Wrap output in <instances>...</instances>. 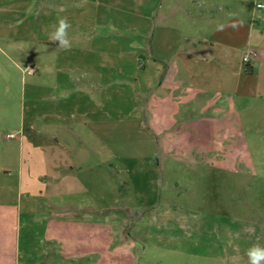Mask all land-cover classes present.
<instances>
[{
  "label": "crops",
  "instance_id": "crops-1",
  "mask_svg": "<svg viewBox=\"0 0 264 264\" xmlns=\"http://www.w3.org/2000/svg\"><path fill=\"white\" fill-rule=\"evenodd\" d=\"M171 1L135 0L127 20L109 0H0V54L26 60L18 109L0 102V264L33 263L29 223L21 222L32 203L45 213L53 205L54 222L92 220L104 207L95 203V171L110 176L113 161L125 170L148 161L156 172L160 157L170 163L184 154L212 160L220 146L190 140L212 141L223 121L229 135L236 132L234 110L245 99L258 102L242 111L246 122L264 120V27L247 31L237 48L236 25L201 43L185 26L180 49L167 12L153 11ZM61 16L72 26L68 51L49 38ZM111 122L151 148L113 151Z\"/></svg>",
  "mask_w": 264,
  "mask_h": 264
},
{
  "label": "rangeland",
  "instance_id": "rangeland-1",
  "mask_svg": "<svg viewBox=\"0 0 264 264\" xmlns=\"http://www.w3.org/2000/svg\"><path fill=\"white\" fill-rule=\"evenodd\" d=\"M118 2L109 0L111 11L113 4L119 5L127 20L133 18L135 0ZM153 11L167 12L164 21L173 25L180 49L185 26L201 43L236 25L237 48L247 31L255 34L264 27V0H172ZM9 56L11 60L0 54V102L17 110L26 60ZM3 72L9 74L8 81ZM257 104L245 99L237 106L239 123L231 135L223 121L222 134L212 141L190 140L199 147L211 142L220 146L212 160L208 154H184L170 163L160 157L156 172L148 161L141 170H130L135 164L121 169L113 161L110 176L95 171V203L104 207L92 211V220L62 215L54 222L47 214L53 205L45 213L43 204L32 203L28 219L21 214L33 238L32 264H248L246 250L264 246V120L246 122L242 113ZM118 125L122 123H110L108 145L113 151L146 153L151 148L141 134L122 132ZM90 213L88 209V217Z\"/></svg>",
  "mask_w": 264,
  "mask_h": 264
},
{
  "label": "clouds",
  "instance_id": "clouds-1",
  "mask_svg": "<svg viewBox=\"0 0 264 264\" xmlns=\"http://www.w3.org/2000/svg\"><path fill=\"white\" fill-rule=\"evenodd\" d=\"M71 27L67 17L63 16L58 17L56 23L51 26L49 38L59 49L71 50L73 46V39L69 33ZM245 254L248 258V264H264V246L253 245L246 250Z\"/></svg>",
  "mask_w": 264,
  "mask_h": 264
},
{
  "label": "built area",
  "instance_id": "built-area-1",
  "mask_svg": "<svg viewBox=\"0 0 264 264\" xmlns=\"http://www.w3.org/2000/svg\"><path fill=\"white\" fill-rule=\"evenodd\" d=\"M246 60H247V57H244V60H243V61H246ZM7 137H8V138H12L13 135H12V134H9V135H7Z\"/></svg>",
  "mask_w": 264,
  "mask_h": 264
}]
</instances>
